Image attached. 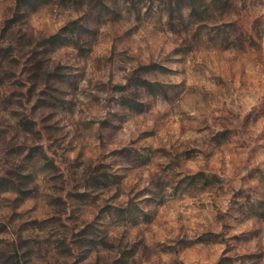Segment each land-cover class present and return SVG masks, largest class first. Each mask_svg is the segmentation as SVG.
<instances>
[{"label":"rangeland","instance_id":"rangeland-1","mask_svg":"<svg viewBox=\"0 0 264 264\" xmlns=\"http://www.w3.org/2000/svg\"><path fill=\"white\" fill-rule=\"evenodd\" d=\"M0 264H264V0H0Z\"/></svg>","mask_w":264,"mask_h":264},{"label":"trees","instance_id":"trees-1","mask_svg":"<svg viewBox=\"0 0 264 264\" xmlns=\"http://www.w3.org/2000/svg\"><path fill=\"white\" fill-rule=\"evenodd\" d=\"M57 38H59V35L53 36V37L51 38V40L54 41V40H56Z\"/></svg>","mask_w":264,"mask_h":264}]
</instances>
